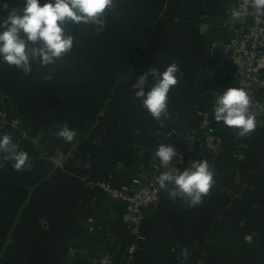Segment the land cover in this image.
Here are the masks:
<instances>
[{
	"label": "crops",
	"instance_id": "obj_1",
	"mask_svg": "<svg viewBox=\"0 0 264 264\" xmlns=\"http://www.w3.org/2000/svg\"><path fill=\"white\" fill-rule=\"evenodd\" d=\"M237 1L116 0L104 24L69 25L74 47L54 65L24 75L0 64V129L31 164L17 171L0 157V264H94L100 254L128 264L138 235L132 264H264V114L254 133L238 137L212 112L216 92L235 87L243 71L239 37L227 32ZM216 46L233 48L232 58H215ZM172 61L183 75L161 126L133 85ZM202 112L220 146L193 160L209 161L214 187L195 206L163 189L134 229L124 207L93 184L128 189L149 178L155 148L180 150L179 134ZM65 123L77 132L72 142L53 134Z\"/></svg>",
	"mask_w": 264,
	"mask_h": 264
},
{
	"label": "clouds",
	"instance_id": "obj_2",
	"mask_svg": "<svg viewBox=\"0 0 264 264\" xmlns=\"http://www.w3.org/2000/svg\"><path fill=\"white\" fill-rule=\"evenodd\" d=\"M252 3L257 14H264V0H252ZM0 8L7 10L6 17L0 19V64L28 75L34 65H54L73 49L76 38L69 25L104 24L108 14H114L116 0H22L20 6L13 5L10 0H0ZM239 15L238 10H232L234 18ZM182 75L180 65L172 61L163 70L150 67L133 85L138 89L136 97L142 109L161 126L171 118L169 94ZM215 95L212 112L216 122L236 129L238 137L250 136L257 130L262 119L259 111L252 107L253 100L246 88L228 87ZM53 134L72 142L77 132L65 123ZM155 155L162 165L170 166V170L157 177L159 187L192 206L202 203L216 183L209 161L192 160L181 170L174 166L181 156L171 143H160ZM0 157L11 162L17 171L31 167L29 154L13 140L11 132L2 129ZM182 255L186 259L189 250L183 249Z\"/></svg>",
	"mask_w": 264,
	"mask_h": 264
},
{
	"label": "built area",
	"instance_id": "obj_3",
	"mask_svg": "<svg viewBox=\"0 0 264 264\" xmlns=\"http://www.w3.org/2000/svg\"><path fill=\"white\" fill-rule=\"evenodd\" d=\"M235 10H238L240 15L234 18L231 14L228 28L235 37H239L243 71L235 77L234 85L248 90L253 100L252 107L259 111L261 117L264 114V100L260 101L257 98V91L259 89L264 91V14L255 12L252 0H238ZM200 114L203 121L199 129H189L186 132H181L178 136L182 139V147L180 150L176 149L181 157L178 158L179 162L174 166L181 170L187 166V164L184 167L179 166L184 156L188 163L194 159V153L197 151L208 150L215 154L219 149L220 139L208 130L207 113L202 112ZM152 169L153 172L149 178L136 181L133 187L128 189L113 187L106 180L93 184L102 193L124 207L129 217V223L134 229H137L142 222L146 209L157 206L163 190L159 187L157 177L162 172L170 170V166L162 165L156 157ZM143 239L142 236L138 235L136 241L127 246L128 264L135 261L139 243ZM94 264L121 263L107 254H100Z\"/></svg>",
	"mask_w": 264,
	"mask_h": 264
},
{
	"label": "water",
	"instance_id": "obj_4",
	"mask_svg": "<svg viewBox=\"0 0 264 264\" xmlns=\"http://www.w3.org/2000/svg\"><path fill=\"white\" fill-rule=\"evenodd\" d=\"M214 50L216 53L215 58H217V59H221L223 57H228L231 59L233 56V53H234L233 48L226 49L223 46H216ZM201 121H202V118L195 115L192 117V123L189 126L193 129H195L198 127V125L201 123Z\"/></svg>",
	"mask_w": 264,
	"mask_h": 264
},
{
	"label": "trees",
	"instance_id": "obj_5",
	"mask_svg": "<svg viewBox=\"0 0 264 264\" xmlns=\"http://www.w3.org/2000/svg\"><path fill=\"white\" fill-rule=\"evenodd\" d=\"M200 134H202L201 132H200ZM163 194V193H162ZM162 194H161V196H162ZM150 209V208H149Z\"/></svg>",
	"mask_w": 264,
	"mask_h": 264
},
{
	"label": "rangeland",
	"instance_id": "obj_6",
	"mask_svg": "<svg viewBox=\"0 0 264 264\" xmlns=\"http://www.w3.org/2000/svg\"><path fill=\"white\" fill-rule=\"evenodd\" d=\"M227 32H229V30L227 29Z\"/></svg>",
	"mask_w": 264,
	"mask_h": 264
}]
</instances>
